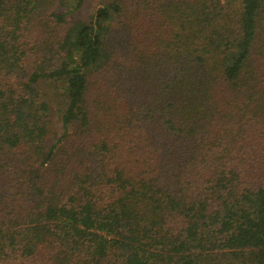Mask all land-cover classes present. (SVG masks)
Segmentation results:
<instances>
[{
	"label": "trees",
	"instance_id": "trees-1",
	"mask_svg": "<svg viewBox=\"0 0 264 264\" xmlns=\"http://www.w3.org/2000/svg\"><path fill=\"white\" fill-rule=\"evenodd\" d=\"M88 1L0 0V264H264V0Z\"/></svg>",
	"mask_w": 264,
	"mask_h": 264
},
{
	"label": "rangeland",
	"instance_id": "rangeland-1",
	"mask_svg": "<svg viewBox=\"0 0 264 264\" xmlns=\"http://www.w3.org/2000/svg\"><path fill=\"white\" fill-rule=\"evenodd\" d=\"M105 0H89L87 3V12H93L96 8H98L99 6H101V4L104 2ZM49 92V89H46ZM58 93V92H57ZM61 93V92H60ZM54 97V96H53ZM53 102H54V98H53Z\"/></svg>",
	"mask_w": 264,
	"mask_h": 264
}]
</instances>
